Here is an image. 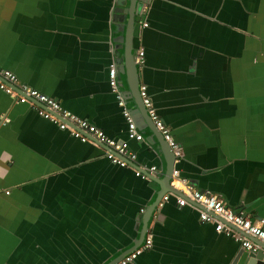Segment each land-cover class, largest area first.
Masks as SVG:
<instances>
[{"label": "crops", "instance_id": "obj_1", "mask_svg": "<svg viewBox=\"0 0 264 264\" xmlns=\"http://www.w3.org/2000/svg\"><path fill=\"white\" fill-rule=\"evenodd\" d=\"M130 2L0 0V67L134 153L116 165L0 89V264H106L142 242L148 211L152 245L128 264H247L248 250L194 207L155 202L189 186L264 218V0H137L138 78L182 151L173 168L186 183L170 174L169 185L165 143L128 94ZM111 62L141 140L127 137Z\"/></svg>", "mask_w": 264, "mask_h": 264}, {"label": "built area", "instance_id": "obj_2", "mask_svg": "<svg viewBox=\"0 0 264 264\" xmlns=\"http://www.w3.org/2000/svg\"><path fill=\"white\" fill-rule=\"evenodd\" d=\"M135 62L137 64L143 62V50H137ZM108 74L110 90L114 93L122 115L126 120L127 137L141 140L142 134L137 130L136 122L118 86L117 69L114 62L110 63ZM0 89L17 102L29 103L40 116L50 120L60 129L68 130L73 137L83 142H94L105 146V155L112 163L125 167L134 161V153L129 149L126 140H117L109 137L102 129L63 108L58 100L19 82L14 73L2 67H0ZM139 97L154 127L160 132L162 138L170 147L174 161H178L182 155L181 148L174 140L170 129L157 115L145 84L140 83L139 85ZM156 170L157 167L155 165L134 167L135 174L141 177H147L150 172H155ZM171 177L177 178L183 184L186 183L185 178L179 176V171L176 168L172 169ZM187 188L188 191L185 194H176L172 191L163 193L155 206L161 208L169 197L173 196L179 206L189 204L194 207L201 222L212 223L216 231L231 237L240 244L241 248L254 252L257 245L252 238L264 242V218L254 220L244 212L233 210L219 194L189 188V186ZM1 191L3 190L0 188ZM5 192L7 193L8 191L5 190ZM151 243V234L149 229L146 228L142 242L131 250L126 251L115 264L133 262L138 255L150 247Z\"/></svg>", "mask_w": 264, "mask_h": 264}, {"label": "water", "instance_id": "obj_3", "mask_svg": "<svg viewBox=\"0 0 264 264\" xmlns=\"http://www.w3.org/2000/svg\"><path fill=\"white\" fill-rule=\"evenodd\" d=\"M136 2H137V0H131L130 5H129V12H128V15H127V21H126V25L128 26V34H127V37H126V40H125V46H126L125 47V49H126L125 55L127 57L126 64H127V71H128V81H127L128 82V86H127V89H128V94L133 99V101L136 103V106L139 108V110L142 112V114H145V116L148 117L146 109L143 106V104L141 102V99L139 97L140 80L138 78L137 64L134 61V52H133V46H132V41H131L132 28L134 26V14H135V9H136ZM119 72L120 71L117 70V73H119ZM117 76H119V74H117ZM155 110H156V108H155ZM151 123H152V121L150 120V122L148 123L150 128H151ZM151 129L154 130L153 128H151ZM155 135L161 138V140L165 143V146L167 148V154H168L167 155V158H168V160H167L168 163L167 164H168V166H167V169H166V176L162 180L163 181L162 184L166 183L167 185H169L170 174H171V171L173 169L174 156H173V153H172L170 147L166 144V142L162 138L160 132L159 131L155 132ZM171 189H173V188L171 187ZM165 191H167V190H165ZM165 191H163L161 194H163ZM172 192H175V190H172ZM161 194H159V195H161ZM156 202H157V200H156ZM149 215H150V212L148 211L147 215L145 216V218L143 220L142 232L140 233V236H139L138 240H143V238H144V233H145V230H146V226H147V221L149 219ZM253 241H254V239H253ZM151 245H150V247H151ZM260 246H261V251H262V248H264V245L261 244ZM126 251L127 250L121 252L114 260L109 261L106 264H115L123 256V254ZM247 264H264V257L260 256L259 251L258 252L248 251Z\"/></svg>", "mask_w": 264, "mask_h": 264}, {"label": "flooded vegetation", "instance_id": "obj_4", "mask_svg": "<svg viewBox=\"0 0 264 264\" xmlns=\"http://www.w3.org/2000/svg\"><path fill=\"white\" fill-rule=\"evenodd\" d=\"M136 55L134 56V61H135ZM136 63V62H135ZM137 64V63H136Z\"/></svg>", "mask_w": 264, "mask_h": 264}, {"label": "rangeland", "instance_id": "obj_5", "mask_svg": "<svg viewBox=\"0 0 264 264\" xmlns=\"http://www.w3.org/2000/svg\"><path fill=\"white\" fill-rule=\"evenodd\" d=\"M127 81H128V79H127ZM127 81H126V82H127Z\"/></svg>", "mask_w": 264, "mask_h": 264}]
</instances>
